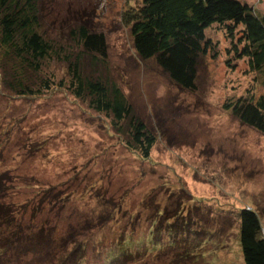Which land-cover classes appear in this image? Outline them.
Listing matches in <instances>:
<instances>
[{
    "label": "rangeland",
    "instance_id": "rangeland-1",
    "mask_svg": "<svg viewBox=\"0 0 264 264\" xmlns=\"http://www.w3.org/2000/svg\"><path fill=\"white\" fill-rule=\"evenodd\" d=\"M140 1L40 0L46 37L63 47L86 21L104 34L105 62L82 70L115 84L156 142L144 159L126 125L66 89L19 98L0 85V264H244V208L264 238V137L223 108L264 98L261 72L212 28L216 57L201 58L193 91L179 89L133 50L123 15ZM239 1L264 12V0ZM45 70L67 77L58 62Z\"/></svg>",
    "mask_w": 264,
    "mask_h": 264
},
{
    "label": "trees",
    "instance_id": "trees-1",
    "mask_svg": "<svg viewBox=\"0 0 264 264\" xmlns=\"http://www.w3.org/2000/svg\"><path fill=\"white\" fill-rule=\"evenodd\" d=\"M123 18L138 58L154 60L160 71L181 90L195 89L201 58L216 57L215 46L206 35L212 28L223 30L229 36L231 50L226 53L234 55L235 60L245 59L252 71L261 72L260 84L264 86V12L259 13L239 0H141ZM45 33L40 0H0L2 92L19 98L37 97L58 85L110 118L118 132L126 125L127 144L148 159L156 138L135 117L120 89L106 80L85 76L82 70L86 58L92 60V66L105 62L104 34L90 28L87 21L78 24L70 31V49L49 39ZM51 62L66 67L67 77L60 83L56 84L53 75L45 70ZM252 92L224 103L223 108L242 126L264 137V98H256ZM238 220L244 264H264V238L258 214L244 208L239 210ZM182 229L188 234L192 232L188 227ZM176 240L174 245L180 237Z\"/></svg>",
    "mask_w": 264,
    "mask_h": 264
}]
</instances>
